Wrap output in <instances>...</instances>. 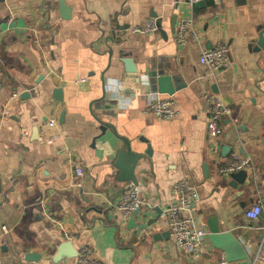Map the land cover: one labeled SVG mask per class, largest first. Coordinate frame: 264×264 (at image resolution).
Returning a JSON list of instances; mask_svg holds the SVG:
<instances>
[{"label": "crops", "instance_id": "crops-1", "mask_svg": "<svg viewBox=\"0 0 264 264\" xmlns=\"http://www.w3.org/2000/svg\"><path fill=\"white\" fill-rule=\"evenodd\" d=\"M64 2L70 18L58 0H0V264H75L82 245L103 264H219L223 254L211 243L192 257L170 239L165 208L181 179L196 189L197 226L208 230L217 219L264 264V50L253 47L264 39V0L194 5L198 38L184 46L173 34L189 14L186 0ZM150 18L157 32H131ZM217 43L227 45L231 64L211 75L198 57ZM173 70L187 85L153 92L148 74ZM207 91L231 111L216 138L207 133ZM155 97L172 98L177 116L155 117ZM123 138L142 155L133 175L149 204L129 217L115 207L133 185L115 178ZM234 155L253 161L243 183L218 172ZM255 203L261 213L249 221L244 212ZM149 217L157 218L156 238L142 240L136 227ZM64 241L76 254L53 263ZM30 252L39 259L25 260Z\"/></svg>", "mask_w": 264, "mask_h": 264}, {"label": "built area", "instance_id": "built-area-1", "mask_svg": "<svg viewBox=\"0 0 264 264\" xmlns=\"http://www.w3.org/2000/svg\"><path fill=\"white\" fill-rule=\"evenodd\" d=\"M203 0H186L187 11L183 17L179 19L174 29L173 41L178 46H184L190 41L198 38L195 30L193 18L190 11L194 5ZM158 26L155 18H150L144 26H133L131 32L138 34H152L157 32ZM200 65L205 67L209 74L222 68H226L231 64L229 50L224 43H217L211 48L202 49L198 57ZM203 97L208 103L207 111V133L209 138H216L222 132V119L230 116L231 111L223 104L220 96L204 92ZM148 110L157 118L163 120H172L177 114L176 102L170 98L155 97L148 103ZM234 122L237 119L233 120ZM53 122H50L52 124ZM77 177L82 176L80 165L74 168ZM218 172L222 176H229L237 172L245 174L254 173V165L249 155H234L228 158L222 165L218 167ZM80 185L79 183H77ZM173 201L165 208V215L168 224V233L171 241L178 248L188 251L192 257L200 256L209 246V231L204 227L197 226L198 216L194 209V205L198 200L195 187L187 180L181 179L172 185ZM149 204L140 195L138 189L134 185H130L118 197L115 207L123 213L125 217L131 216L135 212H141L147 208ZM142 213V212H141ZM261 213L260 203H255L244 212V216L249 221H256ZM3 232L6 228L2 227ZM66 238L69 236L64 233ZM264 241V239L262 240ZM75 264H103L95 257L92 249L87 245H82L77 251V260ZM219 264H225L221 261ZM250 264H254L251 261Z\"/></svg>", "mask_w": 264, "mask_h": 264}, {"label": "water", "instance_id": "water-1", "mask_svg": "<svg viewBox=\"0 0 264 264\" xmlns=\"http://www.w3.org/2000/svg\"><path fill=\"white\" fill-rule=\"evenodd\" d=\"M59 10L63 18H70V8L65 4L64 0H58ZM196 5H203V1L197 3ZM157 26H159V21H156ZM255 50L260 48L264 50V39L262 34H259L256 46H253ZM123 62L128 64V72H135V67L131 59H123ZM149 84L154 88L153 92H158L161 94L172 95L178 88L186 86L187 82L183 79L181 73L176 70L170 71L169 73H162L158 71L154 73L153 71L148 74ZM57 93H60L59 89L56 90ZM27 94L23 93V96ZM104 125V124H103ZM107 126V124H105ZM124 146L120 147L119 151L116 154V160L114 167L119 171L115 178L120 181H131V184L136 186V179L133 175L135 166L137 165L138 160L141 158L140 153H136L132 150L130 143L127 139L123 138ZM147 152V151H146ZM241 176V182L243 183L246 174L244 172H237ZM237 181V180H234ZM1 186V185H0ZM1 191V187H0ZM138 212V211H137ZM158 216L161 211H157ZM136 213V212H135ZM157 222L156 217H149L145 221L140 222L136 227V235L140 236L142 240L146 238L155 239L156 236L153 233V225ZM262 232L261 240L264 239V227L258 228ZM209 234L208 239L213 248L220 250L224 257L225 264H250L251 258L246 253L243 245L240 243L239 239L228 230H222L217 222V219H212L209 221ZM76 251H72L71 243L68 241L61 242L57 251L53 256V263H58L64 258H72L75 256ZM40 255L35 252L26 253L24 256L25 260L36 261Z\"/></svg>", "mask_w": 264, "mask_h": 264}]
</instances>
